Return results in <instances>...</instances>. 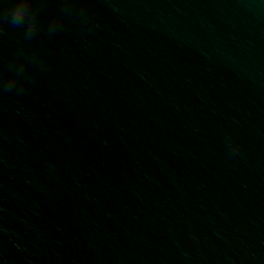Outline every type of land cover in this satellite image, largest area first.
<instances>
[{"label":"water","instance_id":"obj_1","mask_svg":"<svg viewBox=\"0 0 264 264\" xmlns=\"http://www.w3.org/2000/svg\"><path fill=\"white\" fill-rule=\"evenodd\" d=\"M30 15L0 24V264H264V0Z\"/></svg>","mask_w":264,"mask_h":264},{"label":"clouds","instance_id":"obj_2","mask_svg":"<svg viewBox=\"0 0 264 264\" xmlns=\"http://www.w3.org/2000/svg\"><path fill=\"white\" fill-rule=\"evenodd\" d=\"M38 0H8L9 7L0 15V24L9 21L12 26L20 27L25 21H31V6Z\"/></svg>","mask_w":264,"mask_h":264}]
</instances>
